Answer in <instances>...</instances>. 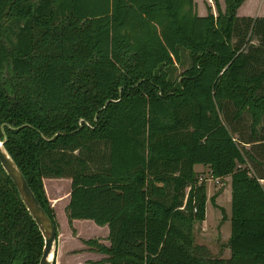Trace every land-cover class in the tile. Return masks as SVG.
<instances>
[{
	"label": "trees",
	"instance_id": "trees-1",
	"mask_svg": "<svg viewBox=\"0 0 264 264\" xmlns=\"http://www.w3.org/2000/svg\"><path fill=\"white\" fill-rule=\"evenodd\" d=\"M243 1L0 0V139L56 233L43 180L69 179V223L108 227L83 241L102 262L264 264V16ZM196 164L230 177L229 258L195 243ZM43 245L0 164V264Z\"/></svg>",
	"mask_w": 264,
	"mask_h": 264
},
{
	"label": "rangeland",
	"instance_id": "rangeland-1",
	"mask_svg": "<svg viewBox=\"0 0 264 264\" xmlns=\"http://www.w3.org/2000/svg\"><path fill=\"white\" fill-rule=\"evenodd\" d=\"M213 2L215 4V0H213ZM215 13L216 9H214V14ZM252 41L255 43L258 42L255 37H253ZM186 55L187 52H183L184 63L183 65H180L178 67L179 70H182V68L184 66H187L189 62ZM175 74L177 75L178 72H175ZM201 174H198L199 180L205 182L206 191L209 196L205 207L204 223L207 226L208 233L211 236L215 233L216 230V217L218 213L213 206L211 196L212 194H215L218 191L224 189L225 181L222 179L215 180L211 177L205 176L204 172H202ZM227 184H229V180L227 181ZM44 188L47 198L49 199V202L55 212L57 222V238L54 244L55 253L53 257L54 264H93L95 262L102 263V259L100 260V258H103L104 255L99 254L95 249H92L88 245L84 244L83 241L94 238L99 240V242H101L102 244H106L107 237L104 227L96 225L91 220H79L80 222L69 223L67 219L65 206L67 204V194L70 190V183H67L66 180H56L54 182L45 181ZM199 230V228L195 229L196 243L202 241L199 237ZM206 237L207 236L205 235V238Z\"/></svg>",
	"mask_w": 264,
	"mask_h": 264
},
{
	"label": "crops",
	"instance_id": "crops-1",
	"mask_svg": "<svg viewBox=\"0 0 264 264\" xmlns=\"http://www.w3.org/2000/svg\"><path fill=\"white\" fill-rule=\"evenodd\" d=\"M196 4V11L199 15H205L208 12V8L210 7L211 11L214 13L215 9V4L213 0H194ZM221 8H224V0H218ZM249 2V3H248ZM247 4V5H246ZM223 6V7H222ZM237 14L239 16H264V0H244L242 4L237 8ZM194 170L200 175L202 172L205 173V176L211 177L210 176V169L208 166L201 165V164H196L194 165ZM202 175V174H201ZM204 175V174H203ZM212 178V177H211ZM214 179V178H213ZM224 180L225 181V187L223 190L218 191L215 194H212L211 200L213 203V206L215 207L217 213V223L215 226V233L210 236L208 233V228L205 225V219L201 223H197L194 227V238H195V229L199 228L200 230L198 231L199 237L201 238L202 241H199L196 244H203L205 245L212 255L217 258H229L230 257V248L227 245L229 238L231 236V189H230V177L229 176H224L221 178H216L215 180ZM56 180H66L67 183H70L69 179H44L43 183L45 181L49 182H54ZM229 180V184H227V181ZM264 183V181H261ZM67 203L69 201V193L67 194ZM208 193L206 191V202L208 199ZM67 205V204H66ZM206 207V203H205ZM223 211V213H222ZM224 214V219H222ZM85 221V220H84ZM73 223L75 222H80L78 219L72 220ZM104 227L105 232H106V237L108 235V227L107 225L101 226ZM205 235L207 236L205 238ZM196 240V238H195ZM107 243L104 245H109V241L106 240ZM216 246V247H214ZM99 253V252H98ZM102 254V253H99ZM104 255V254H102ZM106 255L103 256L104 259ZM99 264H109L107 262H102Z\"/></svg>",
	"mask_w": 264,
	"mask_h": 264
},
{
	"label": "water",
	"instance_id": "water-1",
	"mask_svg": "<svg viewBox=\"0 0 264 264\" xmlns=\"http://www.w3.org/2000/svg\"><path fill=\"white\" fill-rule=\"evenodd\" d=\"M5 137L0 139V164L14 183L17 192L42 234L44 245L39 264H54V244L57 238L52 220L38 202L22 171L5 148Z\"/></svg>",
	"mask_w": 264,
	"mask_h": 264
},
{
	"label": "built area",
	"instance_id": "built-area-1",
	"mask_svg": "<svg viewBox=\"0 0 264 264\" xmlns=\"http://www.w3.org/2000/svg\"><path fill=\"white\" fill-rule=\"evenodd\" d=\"M200 181V180H199Z\"/></svg>",
	"mask_w": 264,
	"mask_h": 264
}]
</instances>
